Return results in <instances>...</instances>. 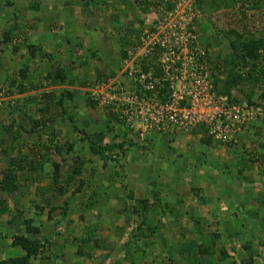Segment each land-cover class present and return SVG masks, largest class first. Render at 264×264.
<instances>
[{
	"label": "rangeland",
	"instance_id": "374dc122",
	"mask_svg": "<svg viewBox=\"0 0 264 264\" xmlns=\"http://www.w3.org/2000/svg\"><path fill=\"white\" fill-rule=\"evenodd\" d=\"M210 144L253 165L244 220L169 195ZM16 236L27 264H264V0H0V264Z\"/></svg>",
	"mask_w": 264,
	"mask_h": 264
},
{
	"label": "crops",
	"instance_id": "0c3cea01",
	"mask_svg": "<svg viewBox=\"0 0 264 264\" xmlns=\"http://www.w3.org/2000/svg\"><path fill=\"white\" fill-rule=\"evenodd\" d=\"M215 146L207 145L205 148V153L202 151L201 154L203 158H206L207 161H201V162H195L197 164L190 166V173L193 171L192 175L195 174V184L196 186L188 187L187 189L184 187H178V185H174L172 187V191L169 195L172 193H178L179 188L181 189V196L185 199H192L191 189L194 187H197L202 194L200 196L201 201H197V205L194 203H189L187 205L190 207V209H185L186 214L193 213L195 216L200 214V216H203L210 212L212 216L218 215L221 211L220 206L217 207L214 203L213 198H215L221 206H229L232 205L233 207H240L238 210H231V212L234 214L237 213L241 217L242 220H244L245 214L247 212L251 213L252 210H250L251 200L246 199H238L240 197L239 190L246 189L249 181V176L253 172V165L250 164V161L246 158L241 157V161L237 162V158L232 157V164L231 166L226 167V173H224L223 168L225 166L224 163H227L228 158L223 157L225 154H221L220 151L214 150ZM226 159V160H225ZM240 159V158H239ZM192 164V163H190ZM189 164V165H190ZM200 164V165H198ZM236 165V167H235ZM256 168V167H254ZM187 174V173H186ZM229 174V176H228ZM182 176V173H174V176L171 179H174V181H179ZM192 176V179H193ZM253 176H257L256 174H253ZM188 178V177H187ZM257 178V177H256ZM189 178V180H192ZM193 181V180H192ZM173 182V180H171ZM178 187V189H177ZM165 197V195H164ZM236 197V198H235ZM166 204L173 205V207H176V204L178 206V212L179 216H183V207H181V203L177 199H173L171 202L168 201L167 198L162 199ZM236 202V203H235ZM254 202V201H253ZM212 203V205H211ZM211 205V206H210ZM260 205V202H259ZM232 207V208H233ZM176 214V213H175ZM177 215V216H178ZM180 220L179 217L175 218V221ZM204 220V219H203ZM233 249V248H232Z\"/></svg>",
	"mask_w": 264,
	"mask_h": 264
},
{
	"label": "trees",
	"instance_id": "16d2710c",
	"mask_svg": "<svg viewBox=\"0 0 264 264\" xmlns=\"http://www.w3.org/2000/svg\"><path fill=\"white\" fill-rule=\"evenodd\" d=\"M250 49H251V57H257V43H253V41H249ZM60 70V69H59ZM148 70V67L145 65H142V72H146ZM61 73V72H59ZM154 75H159V68H154ZM153 75V76H154ZM62 95V93H61ZM64 95V94H63ZM66 95H69V93L66 92ZM61 102V99L59 98L58 103ZM88 105L93 106L94 104L90 103L88 101ZM70 120V119H69ZM72 127L75 128V125L73 124ZM87 140V144L91 152L96 154L102 162H105L107 160L110 161H116L118 159L119 153L123 154V146L121 143H110L108 145H105L104 147L96 146L95 143L90 139L85 137ZM9 178V173H3L2 175V181L5 182ZM140 203V209L142 211L146 210V200L145 199H139ZM14 244L21 247V249L25 252L23 258L20 259L19 264H27L25 259H27L32 253L35 252L36 247L33 243L29 242V240H26L22 236H16L14 240Z\"/></svg>",
	"mask_w": 264,
	"mask_h": 264
},
{
	"label": "built area",
	"instance_id": "2783aa9c",
	"mask_svg": "<svg viewBox=\"0 0 264 264\" xmlns=\"http://www.w3.org/2000/svg\"><path fill=\"white\" fill-rule=\"evenodd\" d=\"M146 75H147V74H146ZM140 77H141V78H144V76H143L142 74L140 75ZM148 78H149V75H148ZM145 88H146V89L152 88V85H151V83H150L149 81L146 82ZM111 98H112V95L109 96V99H111ZM96 99H97V97H96Z\"/></svg>",
	"mask_w": 264,
	"mask_h": 264
}]
</instances>
